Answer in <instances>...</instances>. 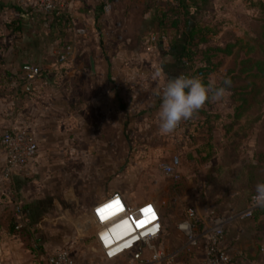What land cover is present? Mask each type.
Here are the masks:
<instances>
[{"label":"crops","instance_id":"crops-1","mask_svg":"<svg viewBox=\"0 0 264 264\" xmlns=\"http://www.w3.org/2000/svg\"><path fill=\"white\" fill-rule=\"evenodd\" d=\"M64 1L63 16L54 18L38 15L32 0H0V138L4 129L14 123L32 133L38 143L36 157L28 171L9 177L2 175L5 154L0 147V259L3 264L8 262V252L2 236L12 204L21 209L17 222L30 226L32 231L36 227L41 230L36 234L38 239L58 241L73 237L82 243L92 240L83 232L86 227H80L79 216L87 221L90 209L113 190L102 187V168L81 170L79 175L86 180L79 186H73L72 180L68 179L72 172L61 167V163L77 156L87 161H102L109 154L114 160V154L119 156L117 146L121 130L149 132L150 128H158L159 99L151 90L148 94H140L135 83L142 76L133 68L142 64L146 56L130 47L145 46L146 50L148 38L163 28L175 36L176 42H180L179 38L197 25L209 28L210 33L218 32L208 17L211 12L213 15L217 12L227 14L216 8L217 0H164L163 3L159 0H110L109 8H106V0ZM149 1L150 6L136 15L134 6ZM252 1L256 0H244L246 7L254 10L257 17ZM190 7L201 9V14L195 12L192 23L185 22L181 29L167 27L164 21L169 11L184 12ZM162 18L164 21L161 22ZM12 21L16 23L9 26ZM216 41L212 46L232 43ZM64 45L70 46L71 54L60 63L55 52ZM168 50L167 43L163 41L155 44L151 51L152 54H157V51L163 54L164 72L161 73L166 79L174 78V72L178 71L174 67L176 57ZM90 58L93 59L94 73L91 72ZM217 64L216 70L209 73L208 81L220 84L229 68L222 72V64ZM31 66H39L40 75L26 91L28 82L24 76ZM60 69L63 75L59 74ZM57 78L60 82L55 84ZM238 105L237 96L229 91L222 104L207 103L194 114L191 121L197 128L193 139L197 146H201L200 150L206 141L213 143L215 150L229 148L228 130L237 121ZM206 127L210 129L207 135L204 132ZM263 151L259 139V153ZM224 159L225 154L219 153L211 157V160ZM199 175L205 176V172L201 171ZM209 175L218 176L215 172ZM135 189L114 191H118L128 204L138 205L145 199L136 196ZM206 191L200 184L193 187V200L200 199V194ZM237 194V191H222L220 196L210 201L208 209L221 206L227 207L223 213L229 211L231 204L235 203L232 198ZM193 204L198 216L194 233L199 235L208 227L207 209L196 201ZM49 209L58 210L62 221L69 222L76 234L63 233L62 226L55 222L49 226L44 223ZM76 209L83 210L82 214L69 219L66 212ZM260 209L264 210L259 207L250 217L233 221L227 227L224 244L233 255L232 264H264V216L259 214ZM165 242L162 234L159 248L165 250ZM196 246L189 264H201L203 261L201 240ZM48 248L57 247L52 245ZM176 252L173 250L167 254L177 255L179 251ZM171 260L159 264H169Z\"/></svg>","mask_w":264,"mask_h":264},{"label":"rangeland","instance_id":"rangeland-1","mask_svg":"<svg viewBox=\"0 0 264 264\" xmlns=\"http://www.w3.org/2000/svg\"><path fill=\"white\" fill-rule=\"evenodd\" d=\"M159 1L164 2V0ZM215 4L217 9L219 8L221 12H227V14L223 15L218 12L215 15L213 12L211 15L209 14L208 18L212 19V27L218 32L213 31V33L208 34L206 36L208 42L201 45V49L206 48L205 46L209 44H215L213 42L216 40V42L231 41L235 44L232 47V55L225 57L223 53L217 54L212 51L204 54V50H199L197 46H194L192 50H195V54L192 56V60L189 61L187 58L178 60L176 58L177 64L175 63L174 67L178 71L174 72V77L180 74L192 75L195 68L200 66V63H204L203 61L207 57H211L210 59L215 64L221 63L222 72L228 68H235L238 61L237 57L251 56L264 59V55L259 50V25L254 10L247 8L244 0H217ZM149 6L150 1L135 5L136 9L133 8L137 15ZM195 12L201 14V9L190 7L184 12L173 9L168 12L164 22L171 30L173 27L181 29L185 22H193ZM167 34L170 35V32ZM168 37H165L167 45ZM139 47H130L131 50L136 49L137 52L141 53V56H146L142 64L133 68L136 69L139 76H142L141 79L138 77L139 79L135 82L136 88L142 95L148 94L150 90L152 93H156L168 79L161 73L164 72L162 64L165 59H163V54L160 51H157V54L156 52L152 54L143 48L145 46ZM157 72H160L159 76H157ZM60 73H63L62 69L59 70ZM59 82L60 79L57 78L55 84ZM155 98L158 97L155 96ZM236 112L239 111L236 110ZM196 128L197 126L191 121L189 124H185L184 131L178 134L163 135L158 128L155 130L150 128L149 132L137 129L121 130L119 145L117 146L119 156L114 154V160H111L110 154L102 161H87L81 156H77L70 161H62L61 167L72 172L68 179L72 180L73 186H79L86 180L85 177L79 175L81 170L102 168L104 176L100 178V183L104 189H112L113 191L116 189L133 190L136 187L134 194L145 199L142 203L151 200L158 206L162 220V234L166 239V246H164L166 253L173 250L179 251L169 264H189L197 246L188 243V236L180 228L185 219V210L188 207L194 208L193 202L195 201L203 209L208 210L210 201L216 199L218 195L220 196L222 191L229 190L233 193L238 192L237 195H232V202L235 201V203L230 206L231 209L238 210L236 208L243 207L248 197L254 193L255 185L264 181V159L259 158V154L264 153V151L259 153V139L262 148H264L261 139L264 131V108H259L258 103L253 104L237 118V121L228 130L230 133L229 148H225V150H215L213 143L210 144L209 141H206L207 143L200 150L201 146H197L193 139ZM204 132L207 135L210 129L206 127ZM245 141L247 144H244ZM108 147L111 148V146ZM214 153L225 154L226 159L211 160ZM174 156L179 158L176 173L175 175H166L162 172L161 165L168 163ZM201 171L205 172V176L199 177ZM210 172H215L218 176H210ZM198 184L204 186L207 191L200 194V199L194 201L193 187ZM156 199L159 201L157 202ZM15 207L17 206L12 204L9 210L7 224L4 227L5 234L2 236L7 248L6 252H8L7 264H39L50 250L48 247L52 245L70 247L73 258L79 264L99 263V256L93 250L92 240L82 243L73 237H68L65 240L60 238L57 239L58 241L38 239L36 234H40L39 231L41 230L36 227L32 231L30 226L17 222ZM226 209L227 207L220 206L215 207L213 211L220 213ZM47 211L44 223L49 226L55 222L57 226H62L63 233H75V228L69 222L62 221L63 217L58 210L49 209ZM61 211L62 213L66 212V210ZM82 211L79 209L68 210L66 213L69 214L70 218L67 217L75 219L82 214ZM20 213H18V217L21 215ZM260 213L264 216V210L260 209ZM79 220H81L80 227L87 226L88 223L84 217L79 216ZM12 223L17 225L12 227ZM196 227L194 226V231ZM45 228H48L47 225Z\"/></svg>","mask_w":264,"mask_h":264},{"label":"built area","instance_id":"built-area-1","mask_svg":"<svg viewBox=\"0 0 264 264\" xmlns=\"http://www.w3.org/2000/svg\"><path fill=\"white\" fill-rule=\"evenodd\" d=\"M106 8L109 1L106 0ZM64 0H32L35 12L43 17L63 16ZM165 41L164 36L151 35L146 43V50L152 51L155 44ZM71 54L69 45H64L55 52L58 62L67 60ZM40 75L39 66L28 68L24 78L28 82L25 90L29 91L32 82ZM202 78V74H197ZM185 124L182 122L176 134L183 132ZM0 147L5 154V164L2 175L25 174L36 157L38 143L35 136L11 123L2 132ZM179 165V158L174 156L168 163L161 165L166 175H175ZM259 207H254L251 198L243 210L230 209L219 215L213 209L206 210L208 227L203 233L194 232L198 216L194 208L185 210V219L181 229L188 236V243L196 245L201 240L204 249V258L201 264H232L233 255L224 244L227 227L231 222L250 217ZM19 206L15 212L20 213ZM87 226L83 229L85 235L93 241V250L99 256L98 264H159L167 259H173L175 254H167L159 248L162 235V220L158 206L153 201L138 205L125 202L118 191H113L103 200L96 203L89 211ZM0 264L3 262L0 259ZM39 264H79L74 258L70 247L61 245L48 251Z\"/></svg>","mask_w":264,"mask_h":264},{"label":"trees","instance_id":"trees-1","mask_svg":"<svg viewBox=\"0 0 264 264\" xmlns=\"http://www.w3.org/2000/svg\"><path fill=\"white\" fill-rule=\"evenodd\" d=\"M252 6L257 9V19L259 25V50L264 55V2L261 0L252 1ZM164 21V18L161 19V22ZM16 22H10L9 26L14 25ZM17 29V27H16ZM169 33L166 29H161L158 31L159 36L168 37V48L169 53H173L178 60H183L187 58L189 61L192 60V56L195 54V50H192V47H198L201 49V45H205L207 40V35L210 33V29L204 26H194L186 34H183L179 39L180 42H176L173 34ZM235 44L227 43L223 46H205L201 50L206 54L207 52L223 53L225 55H232V47ZM207 57L203 62L200 63V66L195 68V71L192 75L202 74V79L207 83L209 73L216 70L218 64L213 63ZM237 65L235 68L228 69L223 75V79H230L231 83L228 86L229 91L233 92L238 99V107L236 118L252 106L253 104L259 105V108H264V59H258L251 56L237 57ZM187 62V61H186ZM223 79L221 83L223 82ZM191 119L184 121V124H189ZM235 122L232 123L234 125ZM188 127V125H187ZM261 139L264 143V131L262 133ZM211 144V143H210ZM210 144H208L210 146ZM259 158L264 159V153L259 155ZM252 194L248 197L247 202L243 204V207H246L249 203ZM241 207V208H243ZM238 208V209H241ZM219 215L223 212L217 213ZM17 224L12 223V227H15ZM198 225V221L195 223Z\"/></svg>","mask_w":264,"mask_h":264},{"label":"clouds","instance_id":"clouds-1","mask_svg":"<svg viewBox=\"0 0 264 264\" xmlns=\"http://www.w3.org/2000/svg\"><path fill=\"white\" fill-rule=\"evenodd\" d=\"M230 83L227 78L220 84L211 80L206 83L200 76L190 74L168 78L155 93L159 99L157 121L160 133H174L182 122L191 119L206 103L222 104L229 95ZM251 203L254 207L264 208V181L255 185Z\"/></svg>","mask_w":264,"mask_h":264},{"label":"water","instance_id":"water-1","mask_svg":"<svg viewBox=\"0 0 264 264\" xmlns=\"http://www.w3.org/2000/svg\"><path fill=\"white\" fill-rule=\"evenodd\" d=\"M90 68H91V72L94 73V65H93V59L90 58Z\"/></svg>","mask_w":264,"mask_h":264}]
</instances>
